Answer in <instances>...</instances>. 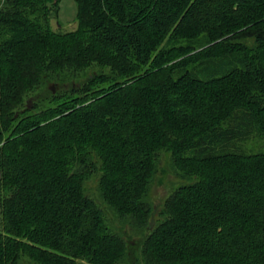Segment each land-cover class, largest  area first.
I'll use <instances>...</instances> for the list:
<instances>
[{
  "label": "trees",
  "instance_id": "obj_1",
  "mask_svg": "<svg viewBox=\"0 0 264 264\" xmlns=\"http://www.w3.org/2000/svg\"><path fill=\"white\" fill-rule=\"evenodd\" d=\"M59 1L0 0V264H264V0Z\"/></svg>",
  "mask_w": 264,
  "mask_h": 264
},
{
  "label": "rangeland",
  "instance_id": "obj_2",
  "mask_svg": "<svg viewBox=\"0 0 264 264\" xmlns=\"http://www.w3.org/2000/svg\"><path fill=\"white\" fill-rule=\"evenodd\" d=\"M76 13L77 5L75 0H60L58 3V15L59 21L61 22L62 30H72L76 27ZM52 26L56 28L57 22L56 19L51 21ZM175 176L172 174L164 178L161 182L154 184L151 197L155 205H159L162 200L170 192L172 183L175 182Z\"/></svg>",
  "mask_w": 264,
  "mask_h": 264
}]
</instances>
